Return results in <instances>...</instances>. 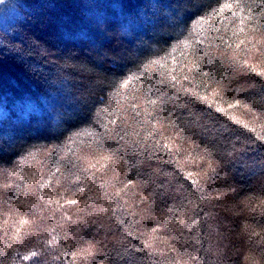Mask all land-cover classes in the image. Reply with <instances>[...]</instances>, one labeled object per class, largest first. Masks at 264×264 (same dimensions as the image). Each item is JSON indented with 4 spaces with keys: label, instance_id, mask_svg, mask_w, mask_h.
<instances>
[{
    "label": "trees",
    "instance_id": "trees-1",
    "mask_svg": "<svg viewBox=\"0 0 264 264\" xmlns=\"http://www.w3.org/2000/svg\"><path fill=\"white\" fill-rule=\"evenodd\" d=\"M0 264H264V0H0Z\"/></svg>",
    "mask_w": 264,
    "mask_h": 264
},
{
    "label": "snow or ice",
    "instance_id": "snow-or-ice-1",
    "mask_svg": "<svg viewBox=\"0 0 264 264\" xmlns=\"http://www.w3.org/2000/svg\"><path fill=\"white\" fill-rule=\"evenodd\" d=\"M26 259H27V257H26Z\"/></svg>",
    "mask_w": 264,
    "mask_h": 264
}]
</instances>
